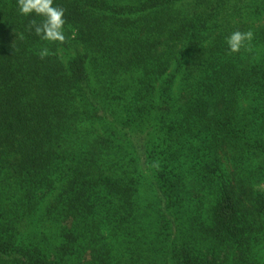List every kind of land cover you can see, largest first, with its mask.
Listing matches in <instances>:
<instances>
[{
    "label": "trees",
    "instance_id": "16d2710c",
    "mask_svg": "<svg viewBox=\"0 0 264 264\" xmlns=\"http://www.w3.org/2000/svg\"><path fill=\"white\" fill-rule=\"evenodd\" d=\"M54 6L0 0V264H264V0Z\"/></svg>",
    "mask_w": 264,
    "mask_h": 264
},
{
    "label": "clouds",
    "instance_id": "9594fccd",
    "mask_svg": "<svg viewBox=\"0 0 264 264\" xmlns=\"http://www.w3.org/2000/svg\"><path fill=\"white\" fill-rule=\"evenodd\" d=\"M18 10L22 15L30 16L35 14L42 17V21L37 23L35 19L31 20L28 25L29 31L35 32L44 41L65 43L64 34L65 12L66 10L60 6H54V0H18ZM254 33L249 30L241 32L236 30L227 38L226 43L231 53L239 52L245 45V42H251ZM40 59H45L50 55L47 47H44L38 53ZM153 164V167H158Z\"/></svg>",
    "mask_w": 264,
    "mask_h": 264
}]
</instances>
